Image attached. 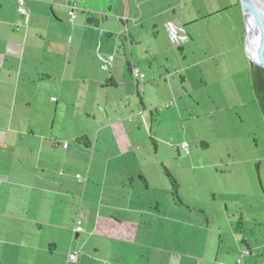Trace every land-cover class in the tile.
<instances>
[{
	"label": "crops",
	"instance_id": "crops-1",
	"mask_svg": "<svg viewBox=\"0 0 264 264\" xmlns=\"http://www.w3.org/2000/svg\"><path fill=\"white\" fill-rule=\"evenodd\" d=\"M150 3H156L157 9ZM188 3L193 1L145 0L141 13L135 11L125 23L119 22L121 27L109 28L100 26L99 18L108 20L104 15L87 12L83 17L75 12L71 20L68 13H56L51 0H25L29 13L26 25L17 13L16 0H0V264H71L67 259L73 251L79 253L77 264H155L156 249L150 252V247L143 246L146 251L141 253L136 240L141 227L146 231L150 223L161 225L166 216L159 206L157 213L145 207L134 184L140 174L124 167L129 164L126 153L133 152L130 140L135 118L147 109L143 102L137 114L133 89L135 85L139 92L140 81L133 82L125 75L119 52L129 55L126 62L131 74L135 50L142 45L132 25L144 30L149 23L156 29L152 42L160 44L158 49L170 53L168 45L190 48L189 44L196 43L198 30L189 28L210 16L181 11ZM73 5L84 13L82 4L67 2V6ZM127 5L135 9L132 0ZM90 17L97 21L96 26L87 23ZM61 30L70 38L65 49L55 39ZM104 33L110 41L103 40ZM86 36L97 38L98 43L84 46ZM250 66L249 60L248 70ZM123 87L125 91L120 92ZM38 94L45 96V106L50 109L55 104L57 122L50 123L45 111L34 113L44 108L33 109ZM149 120L152 129L153 121ZM71 121L83 123L82 135L71 138ZM82 145L89 157L84 150L88 162L80 168L84 175L79 182L71 158L83 152ZM98 147L103 148L102 154L111 148V154L96 156ZM114 164L117 171L111 173ZM145 178L139 177L144 185ZM87 194L82 231L71 239V223L75 226L71 206L79 196L83 206ZM102 209L109 211L107 215ZM143 217L146 223L139 221ZM146 238L142 239L144 244L149 242ZM108 241L114 244L108 246ZM161 251L163 257H175L170 251ZM215 257V263L253 264L252 260L247 263L243 254L241 260L234 261L219 243ZM203 262L210 264L202 259L191 264Z\"/></svg>",
	"mask_w": 264,
	"mask_h": 264
},
{
	"label": "rangeland",
	"instance_id": "rangeland-1",
	"mask_svg": "<svg viewBox=\"0 0 264 264\" xmlns=\"http://www.w3.org/2000/svg\"><path fill=\"white\" fill-rule=\"evenodd\" d=\"M51 1L55 3L56 13L67 14L72 10L67 6L68 0ZM128 1L75 0L85 10L82 14L76 6L73 11L83 17L87 12L94 16L104 15L108 20L102 22L99 18L100 26L121 27L120 21L126 22L128 15L138 10L141 13L144 8L141 5L145 0H132L134 10L127 5ZM183 1L180 0L181 3ZM192 1L181 7V11L187 14L199 12L197 16L210 18L189 28L198 30L196 43L189 44L190 48L168 45L170 53H166L157 48L160 44H153L152 32L156 29L150 23L145 25L144 30L132 25L142 42L135 50L134 66L146 77L139 80V94L134 85V100L139 105L137 114L143 102L147 110L139 119L135 118L130 140L133 152L126 153L129 164L124 167L140 174L134 184L139 187V196L145 207L157 213L155 209L159 206L160 213L166 216L161 225L150 223L146 231L141 227L136 240L139 242L138 250L145 252L143 246L150 247V252L156 249L155 264H191L197 259L219 264L222 262L214 261L219 243L220 248L228 249L230 257L236 262L243 254L247 263L252 260L253 264H264V120L250 88L249 60L245 52L246 31L241 9L238 0ZM151 4L157 9L156 3ZM48 13H51L50 5ZM129 21H132L131 24L134 20ZM66 34L65 30H61L55 38L64 49L70 41ZM103 36L104 41H110L106 33ZM94 41L98 43L97 38L86 36L82 42L89 47ZM248 53L250 55L249 50ZM119 54L125 75L134 82V76L127 71L129 55ZM149 56L156 58V62L150 61ZM144 86L147 87L142 94ZM119 91L123 92L125 88ZM44 97L38 94V104H34L33 109H38V106L44 108L34 113L45 111L50 123L57 122L59 113H54L55 104L51 109L48 104L45 106ZM36 117L33 116L34 119ZM82 124L71 121V138L84 133ZM150 138L154 139V143ZM81 148L83 152L75 153L71 158L75 178L84 175L80 168L88 162L84 157L85 147L82 145ZM102 149L97 148L96 156L111 154V148L103 154ZM117 153L120 154V150ZM85 154L89 157L88 152ZM94 166L93 170H96ZM111 166V173H115L116 165ZM163 168L178 183L177 200L171 196ZM143 176L146 177V185L139 180ZM128 186L129 181H126ZM162 186L167 189L166 192ZM88 200L89 194L82 206L81 197L76 199L71 206L73 221L79 213L84 222ZM108 212L102 209L104 215ZM113 215L117 217L115 213ZM145 220L143 217L139 221L146 223ZM73 230L74 223H71V239L74 237ZM163 235L166 239L161 238ZM145 237H149L146 238L149 241L147 244L142 240ZM108 242V246L114 244ZM161 247L175 257L160 255Z\"/></svg>",
	"mask_w": 264,
	"mask_h": 264
},
{
	"label": "water",
	"instance_id": "water-1",
	"mask_svg": "<svg viewBox=\"0 0 264 264\" xmlns=\"http://www.w3.org/2000/svg\"><path fill=\"white\" fill-rule=\"evenodd\" d=\"M246 31V44L249 35L253 36L258 61L253 60L245 44V52L252 65L264 70V13L258 0H238ZM252 21V22H251ZM78 235H75L77 237Z\"/></svg>",
	"mask_w": 264,
	"mask_h": 264
},
{
	"label": "trees",
	"instance_id": "trees-1",
	"mask_svg": "<svg viewBox=\"0 0 264 264\" xmlns=\"http://www.w3.org/2000/svg\"><path fill=\"white\" fill-rule=\"evenodd\" d=\"M87 23L92 26L97 25V21L94 20L93 18H88ZM120 23H125L120 21ZM127 67H130V64L127 63ZM131 72V70H130ZM249 78H250V88L253 92L255 101L258 105L259 111L263 117L264 120V70L252 65L249 67L248 70ZM144 79V78H143ZM142 79V80H143ZM136 81H139L141 79H136ZM163 173L168 181L169 187H170V192L171 196L178 199V183L176 179L171 175V173L163 168Z\"/></svg>",
	"mask_w": 264,
	"mask_h": 264
},
{
	"label": "built area",
	"instance_id": "built-area-1",
	"mask_svg": "<svg viewBox=\"0 0 264 264\" xmlns=\"http://www.w3.org/2000/svg\"><path fill=\"white\" fill-rule=\"evenodd\" d=\"M16 2H17V13L24 19L25 24H27L28 20H29V14L25 8V0H16ZM72 2H74V0H68L69 4H71ZM74 8L75 7L73 5L72 10H70L68 12V15H69L71 20H73L75 17V12L73 11ZM131 75H133L134 78H136V79L142 80L144 78V75L141 74L139 72V70L136 68L131 70ZM169 106H170V103L166 105V108H168ZM183 147H184L185 151H187V145L184 144ZM77 179L79 182L82 181V178L79 175L77 176ZM82 218H83V216L81 214L77 213L76 218H75V226H74V230H73L75 234H79L82 231V228H81ZM78 259H79V253L77 251H73L68 255L67 260L71 264H77ZM219 264H222V263H219Z\"/></svg>",
	"mask_w": 264,
	"mask_h": 264
},
{
	"label": "bare ground",
	"instance_id": "bare-ground-1",
	"mask_svg": "<svg viewBox=\"0 0 264 264\" xmlns=\"http://www.w3.org/2000/svg\"><path fill=\"white\" fill-rule=\"evenodd\" d=\"M258 2H259V4L262 5V7H263V13H264V0H258ZM246 45H247V48H248V50L250 52V55L253 58V60L258 61L256 52H255V47H254V39H253V36L252 35H249L248 36L247 44Z\"/></svg>",
	"mask_w": 264,
	"mask_h": 264
}]
</instances>
